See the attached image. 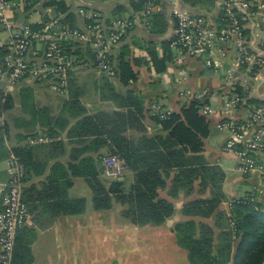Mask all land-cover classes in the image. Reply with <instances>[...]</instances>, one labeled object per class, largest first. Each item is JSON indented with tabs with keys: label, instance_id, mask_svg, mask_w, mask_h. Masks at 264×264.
Instances as JSON below:
<instances>
[{
	"label": "crops",
	"instance_id": "obj_1",
	"mask_svg": "<svg viewBox=\"0 0 264 264\" xmlns=\"http://www.w3.org/2000/svg\"><path fill=\"white\" fill-rule=\"evenodd\" d=\"M15 1L21 4L14 16L19 23L41 25L46 19H50L52 12L60 14L62 19L68 15L61 14L54 7H44L47 0H41L30 11H25L24 0ZM55 1H64L68 12L75 17L73 27L83 26V20L78 14L81 7L98 12L107 21L117 17L136 18L142 11H137L140 0ZM223 1L208 0L204 4L191 6L182 0H155L154 15H162L167 29L161 36L155 37L143 23L135 19L136 27L121 45L130 44L132 56L141 61L134 68L136 80L128 86L121 83L116 72L115 58L121 47L113 55L114 75L107 77L95 69L91 45L88 46L91 48V55L87 54L86 49L80 60L77 56L69 55L76 62L68 72L66 95L53 91L47 82L31 78L25 79L17 87H10L5 81H0V105L4 103L1 96L10 94L14 98L13 109L0 113V208L2 193L9 181L7 167L8 160L14 153L13 149L22 148L30 152V169L27 170L26 167L23 186V197L28 204L29 213L25 227L17 233L14 261L17 251L21 252V246H26L29 247L31 260L25 264L234 263L238 243L233 232V204L250 197L255 199L257 207L264 210V183L259 176L246 177L241 173L242 176L238 175L237 156L225 151V143L230 133L218 128L220 117H227L224 113L218 118H208L211 131L204 139L202 152L208 166L218 169L224 176L219 184L221 190L214 189L223 194L222 202L210 217L196 214L194 210L183 212L190 203L213 196L212 188L203 189L200 181L195 183L191 195L182 192L177 198H173L170 195L172 180H168L166 188L160 190V196L174 204L173 215L161 225H138L124 215L128 210L127 205L116 200H113L108 209H96L90 182L85 177L74 175L72 170V166L79 161L75 158L77 150L81 153L79 159L89 156L96 161L101 169L99 180L105 187L108 188L111 182L104 176L102 159L104 156L116 154V149L110 142L96 149L93 146L95 138L74 134L73 128L84 117L94 116L101 118L103 122H115L113 119L117 117L119 122L125 124V136L129 139L161 135L162 128L152 121L148 113L155 112V105L167 112L179 113L200 91L222 94L234 90L235 85L226 78L224 70L220 69L215 74L217 66L234 72L237 76L236 82L241 83L244 90L249 87L246 91L250 98L264 100V70L262 84L250 78L236 64L233 47H224L215 42L208 47L206 54H186L182 64L173 62L174 52L170 49L172 60L167 62L166 69L162 72L156 71L146 49L148 44L144 42H155L158 59L163 58L164 50L160 40L169 41L175 36L176 10L190 15H201L210 26L217 27L223 18ZM251 1L254 15L242 17L245 33L249 39V48L264 55V0ZM50 9L52 10L49 11ZM0 40H6V34L1 29ZM34 48L42 56L47 54L42 45L35 44ZM182 77L185 78L184 81H181ZM105 79L109 82L108 85ZM23 90L32 92L33 108L41 111V115H34L29 108L26 110L23 107ZM128 91L141 98V112L135 108L121 107L119 104L120 98ZM73 96H77L78 105L74 110L70 107L68 110L67 103ZM219 105V101L211 103L213 108L219 109ZM251 107L241 106L236 113L229 115L231 119L227 118L225 121L244 119ZM49 131L51 136H56L59 140L34 146L27 144L29 137ZM221 135L222 138L219 139ZM120 178H123L121 182L125 184L127 191L135 183V175L129 170ZM243 184L250 186L251 190L243 189ZM255 189L258 191L256 194ZM76 199L85 200L84 210L80 213L70 208L71 202ZM227 244L231 245L230 253L225 251ZM254 249L255 247L251 248L253 251ZM20 256L18 253V258Z\"/></svg>",
	"mask_w": 264,
	"mask_h": 264
},
{
	"label": "built area",
	"instance_id": "obj_2",
	"mask_svg": "<svg viewBox=\"0 0 264 264\" xmlns=\"http://www.w3.org/2000/svg\"><path fill=\"white\" fill-rule=\"evenodd\" d=\"M26 0H24L25 2ZM143 4L141 14L135 19L148 28L155 13V0H140ZM19 4L15 0H0V29L6 34V40H0V48L8 50L0 60V81H5L10 87H17L27 78L39 82H47L53 91L61 95L67 94L68 72L76 62L67 54V44L83 43L91 45L95 55L94 67L107 77H113L114 65L112 56L121 47L123 39L136 24L129 18L117 17L110 21L98 12L85 7L78 10L83 20L82 27H73L63 22L60 14L51 13L44 28L34 30L27 22L15 20ZM223 18L221 24L212 27L201 15H190L174 11L177 29L175 38L170 43L174 52L173 62L182 64L185 55L200 56L206 54L208 47L215 42L228 48H234L236 64L247 72L250 78L263 83L264 55L249 48L245 33L243 15L252 17L253 4L251 0H224ZM50 9L49 11H51ZM35 44L44 46L47 54L42 56L35 50ZM224 70L226 78L234 85L237 76L234 72L217 66L215 74ZM185 78H181L184 81ZM249 90V87H245ZM193 99L201 104L200 112L207 118L220 117L218 128L230 133L225 143V151L233 153L238 158L237 171L243 176H259L264 183V100L258 106H252L244 119H231L229 115L246 105V97L232 92L210 93L198 92ZM219 101V109L211 103ZM153 110L169 115L170 112L155 105ZM59 138L48 133H42L27 139L29 146L58 141ZM104 176L109 180L118 179L128 171L125 161L117 154L104 156ZM7 172L9 181L2 193L0 208V264H17L14 261V249L17 233L23 229L28 219L29 208L23 197V186L26 176L25 166L11 154L8 160ZM254 194L258 193L255 189ZM255 201L254 198L250 199Z\"/></svg>",
	"mask_w": 264,
	"mask_h": 264
},
{
	"label": "trees",
	"instance_id": "obj_3",
	"mask_svg": "<svg viewBox=\"0 0 264 264\" xmlns=\"http://www.w3.org/2000/svg\"><path fill=\"white\" fill-rule=\"evenodd\" d=\"M41 0H26V10L30 11ZM191 6H197L206 3L208 0H182ZM44 7H54L61 14H67L62 19L64 23L74 26L75 17L68 12V7L64 1L47 0ZM143 9L140 1L137 11ZM131 21L135 18L131 16ZM46 19L41 25H32L34 30L42 29ZM136 27V24L134 25ZM129 31L128 34L134 29ZM167 29V23L162 15H154L150 20L148 32L155 37L161 36ZM127 34V35H128ZM127 37V36H126ZM126 37L123 39L125 41ZM175 36L169 40H160L163 47L164 55L162 59H158L156 53L155 42H144L148 44L146 48L149 52L153 65L157 72L166 69L167 62L172 60L170 43ZM153 40V38H152ZM134 44V43H133ZM67 54L79 57L83 51L91 55L89 45L83 43H72L66 45ZM87 46V47H86ZM8 50L0 48V60L8 54ZM95 62V55L92 54ZM112 60H114L112 56ZM117 65V75L120 77L124 86L130 85L137 78L134 70L141 64L140 59L132 56L130 44L123 45L118 56L115 58ZM107 85L108 81L105 79ZM110 91H114L110 89ZM234 92L241 97H246V105L258 106L263 101L252 99L248 92L244 90L241 84L234 86ZM114 93V92H113ZM4 101L0 105V113L10 111L14 107V98L12 95L1 96ZM119 97H117L118 99ZM77 96H73L71 101L67 103L68 110H74L78 105ZM21 101L23 107L34 115H41V111L34 110L33 97L30 90L21 91ZM121 107L135 108L136 111L142 109L141 98L134 95V92L128 91L125 96L120 98ZM71 105V106H70ZM139 109V110H138ZM201 104L197 100H192L188 106H184L179 113H170L163 116L149 111V115L153 122L162 128L163 134L153 137L142 136L138 139H129L125 136L124 123L119 122L117 117L113 119L115 122H103L94 116H86L80 120L73 128V133L80 137L95 138L93 146L98 149L110 142L116 149V154L122 158L129 171L135 175V183L128 189L124 187L121 181L109 182V187H105L99 180L101 169L98 168L96 161L87 156L79 159L80 152L75 151L77 164L72 166L74 175L85 177L90 182V186L94 194V204L96 209L109 208L113 200L127 205L128 210L124 215L132 222L138 225L163 224L174 213V204L166 199L161 198L160 190L167 186V181L172 180V188L170 195L177 198L180 193L191 195L194 190L195 183L200 181L203 189L212 188L221 190L219 184L223 181V174L216 168L209 167L202 155L204 147V139L210 134L211 127L207 117L200 112ZM79 114V112L77 111ZM48 134L51 132H47ZM13 154L19 161L30 169V152L22 148H14ZM71 185V184H69ZM215 196V197H214ZM223 194L220 191H214L210 199L198 200L190 203L183 212L196 211L203 217H210L215 213L217 207L221 204ZM250 197L236 201L233 214V232H235V240L237 244V254L233 264H264V210L256 205V201H251ZM85 200L76 199L71 202L72 210L80 213L84 210ZM257 207V208H256ZM208 243V241L206 242ZM255 247L254 251L251 250ZM21 252L15 254L17 263H28L31 260L29 247L21 246ZM225 251L231 252V245L227 244ZM20 253V258H18Z\"/></svg>",
	"mask_w": 264,
	"mask_h": 264
},
{
	"label": "rangeland",
	"instance_id": "obj_4",
	"mask_svg": "<svg viewBox=\"0 0 264 264\" xmlns=\"http://www.w3.org/2000/svg\"><path fill=\"white\" fill-rule=\"evenodd\" d=\"M176 77H178V74H176ZM225 135V134H224ZM222 138V135L219 137V139ZM238 173V172H237ZM239 176H242L240 173H238ZM243 189L245 190H251L250 186L243 184Z\"/></svg>",
	"mask_w": 264,
	"mask_h": 264
},
{
	"label": "water",
	"instance_id": "obj_5",
	"mask_svg": "<svg viewBox=\"0 0 264 264\" xmlns=\"http://www.w3.org/2000/svg\"><path fill=\"white\" fill-rule=\"evenodd\" d=\"M123 178H118V179H115L114 181H122Z\"/></svg>",
	"mask_w": 264,
	"mask_h": 264
}]
</instances>
